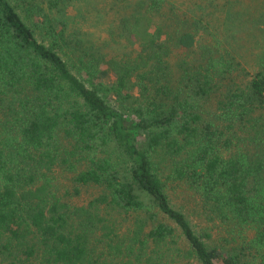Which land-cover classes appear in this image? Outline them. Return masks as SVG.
I'll return each instance as SVG.
<instances>
[{
    "label": "trees",
    "instance_id": "obj_1",
    "mask_svg": "<svg viewBox=\"0 0 264 264\" xmlns=\"http://www.w3.org/2000/svg\"><path fill=\"white\" fill-rule=\"evenodd\" d=\"M71 1L0 0V264H264V48L137 0L116 65Z\"/></svg>",
    "mask_w": 264,
    "mask_h": 264
},
{
    "label": "rangeland",
    "instance_id": "obj_2",
    "mask_svg": "<svg viewBox=\"0 0 264 264\" xmlns=\"http://www.w3.org/2000/svg\"><path fill=\"white\" fill-rule=\"evenodd\" d=\"M136 1L72 0L69 5H66L65 13L74 25H79L84 32H87L95 46H100L108 58L118 65L121 52L130 50L136 53L139 51L136 38L130 32L119 28L122 17L120 13L132 14V7L136 5ZM213 2L217 3V0ZM227 3L228 10H215L216 14H212L209 18L216 19L217 17L218 21H221V30L229 35L235 54L247 63V67L249 65L256 67L264 48V0H228ZM43 7L47 5L44 3ZM203 8V5L195 7L199 14L202 13ZM49 12L52 13L45 8L31 18L29 20L31 27L37 32L40 31L39 26H42ZM230 16H233V19H230ZM111 74L112 72H110V77L114 78ZM90 192L89 189H85L80 196L72 195L64 198L71 203H81L82 199L89 197ZM220 233L219 231L217 236Z\"/></svg>",
    "mask_w": 264,
    "mask_h": 264
}]
</instances>
